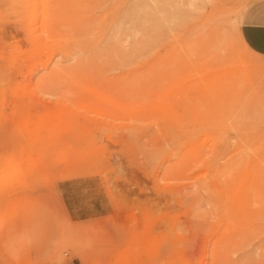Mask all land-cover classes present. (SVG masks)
<instances>
[{
  "label": "rangeland",
  "instance_id": "obj_1",
  "mask_svg": "<svg viewBox=\"0 0 264 264\" xmlns=\"http://www.w3.org/2000/svg\"><path fill=\"white\" fill-rule=\"evenodd\" d=\"M8 1L0 264H264L257 0H110L86 31L73 0L54 1L50 27L39 0L33 15Z\"/></svg>",
  "mask_w": 264,
  "mask_h": 264
},
{
  "label": "bare ground",
  "instance_id": "obj_2",
  "mask_svg": "<svg viewBox=\"0 0 264 264\" xmlns=\"http://www.w3.org/2000/svg\"><path fill=\"white\" fill-rule=\"evenodd\" d=\"M18 1V0H17ZM32 1V3H31V5H29V6H27V8H29V11L31 12V14L33 15L34 14V12L37 10V4L38 3H36V1L37 0H31ZM54 1L55 0H39V2H40V5H41V11H42V21H43V24L46 26V27H50V22H55L54 20L57 18L56 17V14H55V11L52 9V6H53V4H54ZM9 2V1H8ZM11 2H12V4L13 3H15L16 1H14L13 2V0H11ZM11 2H9V3H11ZM19 2H22L21 0L19 1ZM19 2H16L15 4H18V6H19V4H24V3H19ZM110 3V0H92V1H90V0H73V12H74V14H73V17H74V21H75V26H74V28H75V30H78V31H83L84 29H85V31H86V29H88V23H90L89 22V20L91 19V18H89L90 16H89V11H88V9L90 8V7H94V8H102V10H103V12H106V9H107V5ZM131 3V2H130ZM136 3H138V2H136ZM3 5V4H2ZM138 5V4H137ZM12 6H14L15 8H17V5L15 6L14 4L12 5ZM23 8H24V6H23ZM23 8H21L20 7V9L18 8V10H22L23 11ZM105 8V9H104ZM139 8V7H138ZM137 9V8H136ZM10 10V9H9ZM64 10V9H63ZM125 10V9H124ZM24 11H26V10H24ZM125 11H127V10H125ZM122 12V11H121ZM120 12V13H121ZM108 13V12H107ZM124 13V12H123ZM120 14V15H117V17L115 16V15H113V17H115L112 21V23L108 26V28H106V35H108V36H106L105 34H104V36H106V38H108V43H106V44H109L108 45V48H109V46H115L116 44H118L119 45V35L122 33V29H123V25H124V21H125V19L127 20V18H128V20L129 21H131V22H133L135 25H138V12H136L134 9H132L131 11H128V12H126L125 13V15L124 14ZM22 14H25V12L24 13H22ZM30 14V13H29ZM28 14V15H29ZM116 14V13H115ZM118 14H119V12H118ZM30 16V15H29ZM127 17V18H126ZM40 18H41V16H40ZM127 20V22H129ZM92 21V20H91ZM87 22V23H86ZM127 22H126V24H127ZM86 23V24H85ZM43 25V28L45 27ZM125 27H127V28H129L128 26H125ZM130 27H132V26H130ZM125 30V29H124ZM129 30V29H128ZM129 31H131L130 32V34H129V39H130V41H131V39L133 40L134 38H135V41H134V43H131L132 44V47L133 48H139V43H138V39L136 38L137 36H138V31H137V28H135V29H130ZM127 33V32H126ZM102 34H103V32H102ZM101 34V35H102ZM124 34V33H123ZM103 36V35H102ZM101 36V37H102ZM104 36H103V39H105L104 38ZM123 36V35H122ZM131 36V37H130ZM125 37V36H124ZM132 37H134V38H132ZM100 39V38H99ZM94 40V39H93ZM102 40V39H101ZM106 40V39H105ZM89 42H90V40H89ZM96 42H98V41H96ZM102 42H105V41H102ZM119 42V43H118ZM122 42V41H121ZM93 43V42H92ZM129 43V44H130ZM99 44V43H98ZM102 44V43H101ZM121 44V43H120ZM91 45V44H90ZM94 45V44H93ZM124 45V44H123ZM80 46V45H79ZM101 46V45H100ZM95 47V46H94ZM101 47H103V46H101ZM78 48V47H77ZM131 48V47H130ZM133 48H131L132 50H133ZM123 49V48H122ZM78 50V49H77ZM81 50V49H80ZM99 50V49H98ZM106 50V49H105ZM114 50V49H113ZM124 50V49H123ZM127 50V49H126ZM83 51V50H82ZM129 52H130V50H128ZM84 52V51H83ZM133 52H135V51H133ZM75 54H76V52H74ZM81 53V52H80ZM71 54V53H70ZM78 54H79V52H78ZM123 54V53H122ZM127 55V54H126ZM70 56V55H69ZM71 56H73V55H71ZM114 56H115V52H114ZM114 56H112L113 58H115ZM76 57V56H75ZM74 57V58H75ZM120 57V56H119ZM77 58V57H76ZM129 60V59H128Z\"/></svg>",
  "mask_w": 264,
  "mask_h": 264
},
{
  "label": "crops",
  "instance_id": "obj_3",
  "mask_svg": "<svg viewBox=\"0 0 264 264\" xmlns=\"http://www.w3.org/2000/svg\"><path fill=\"white\" fill-rule=\"evenodd\" d=\"M249 11L254 19L264 29V0H257L253 2L249 7Z\"/></svg>",
  "mask_w": 264,
  "mask_h": 264
}]
</instances>
